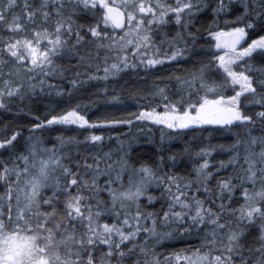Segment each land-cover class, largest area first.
I'll use <instances>...</instances> for the list:
<instances>
[{
  "label": "snow or ice",
  "instance_id": "1",
  "mask_svg": "<svg viewBox=\"0 0 264 264\" xmlns=\"http://www.w3.org/2000/svg\"><path fill=\"white\" fill-rule=\"evenodd\" d=\"M202 7H207L204 0H123L119 7L109 0H0V109L14 106L13 101L47 99L53 92L75 99L86 80H108L141 63L154 72V66L175 62L198 39L193 16ZM77 12L92 13V22L74 23ZM212 12L232 17L223 27L214 23L216 31L209 32L219 55L177 75L180 94L156 86L127 118L108 114L90 119L81 103L44 118L33 110L29 114L38 122L9 124L0 131V150L10 153L0 159V180L6 185L0 193V264H33L47 252L41 243L65 248L64 258L53 257L50 264H264V135L251 134L257 124L264 130V67L249 71L254 54L264 56V0H217ZM169 13L173 26H179L172 36L163 31ZM157 34L162 35L159 42ZM61 59L69 61L67 67L57 63ZM213 68L222 70L223 82L211 79ZM55 78L71 86L65 88ZM225 84L238 87L224 95ZM134 121L176 130L198 125L242 129L230 145L229 160L219 161L220 169L231 171L214 175L210 161L203 159L194 178L174 171L170 175L165 165L176 158L163 155L138 167L126 155L109 163L112 153L104 152L102 143H93L73 161L71 147H44L36 135L54 124L96 127ZM104 138L103 132H92L84 142ZM60 143L76 145L78 155L76 138L61 137ZM212 151L201 148L197 155ZM152 185L159 197L149 190ZM257 222L259 233L253 235L248 229ZM41 233L46 235L38 242ZM174 236L195 237L199 246L186 245L166 256L157 252L162 240Z\"/></svg>",
  "mask_w": 264,
  "mask_h": 264
},
{
  "label": "trees",
  "instance_id": "2",
  "mask_svg": "<svg viewBox=\"0 0 264 264\" xmlns=\"http://www.w3.org/2000/svg\"><path fill=\"white\" fill-rule=\"evenodd\" d=\"M39 3V0H36ZM236 3V0H232ZM170 3V2H169ZM207 7L199 14L194 22L193 31H197L198 39L194 44H190L188 51L181 58H177L175 62L164 63L157 65L155 71H146L144 65L139 64L136 69H123L118 75L109 77L108 80H86L81 87L80 95L75 99H69L67 95H57L55 92L51 93L50 98L47 99H35L34 102L25 100L23 103L20 101H13L14 106H9L7 109H0V131H3L9 124L19 125L27 127L29 123L38 122L30 115L31 111H35L37 116L44 118L50 113L55 114L60 110L69 107L76 103H81L84 112L90 119H97L105 115L111 114L115 118H127V113L136 112L137 109L145 102V97L148 94L155 91L156 86L167 85L171 91L180 94L181 86L175 80L177 75H185L187 73L195 71L201 67L202 64H207L213 55H217L215 42L209 36V32L213 31V24L217 19H220L222 23H219V27H223V22L229 20L232 17L225 16L223 13L216 15L212 12L217 4V0H204ZM241 10H242V6ZM87 17V18H85ZM171 19V18H169ZM74 23L87 24L92 22V13L77 12L73 17ZM163 31L168 32L169 36L175 34V27L169 25L165 27ZM122 33H117L121 35ZM2 35L7 36L8 33L4 31ZM162 38L161 34H157L156 40L159 42ZM247 39V38H246ZM195 49V50H194ZM163 52L168 51V46L165 44L162 48ZM194 52V53H193ZM101 59L104 57V53L100 54ZM111 62V61H109ZM57 63L68 66L69 61L67 59L58 60ZM75 60L72 64L75 65ZM250 74L256 73L260 68L264 67V56L254 54V58L249 62ZM241 66L242 62H241ZM240 70V69H238ZM89 71H92L89 68ZM214 71V72H213ZM100 75H103V68H101ZM173 78V79H172ZM166 79V80H165ZM211 79L218 82H223L222 70L219 72L213 68L211 69ZM55 83L61 84L65 88H69V83H64L60 78H55ZM178 83V84H177ZM236 85L225 84L224 95H232ZM108 89V94H103L104 89ZM111 96H119L118 101H112ZM252 99V97H249ZM113 105H120V107H113ZM251 106V105H250ZM249 108H252L249 107ZM255 111H259V107L254 108ZM194 130L184 129L176 130L172 129L164 133L166 126L155 124L154 122H135L133 125H97L96 127L90 126H76V125H50L44 128L43 131L37 132L36 135L42 137L44 141V147L52 148L53 146L59 150L63 147L66 151L71 147L72 159L81 158L87 153L85 148H91L93 143H102L104 145V152H111L112 157L109 163L113 160H118L123 156H127L133 163L139 166V162L153 163L160 155L175 156V163L168 160L165 165L171 175L174 171L181 177H191L192 170L194 169V161L192 157L197 154L199 149L211 147L214 152L220 155V160L227 162L232 155V149L230 145L236 139V133L242 131L239 128L227 129L226 125H198L192 126ZM258 128L253 129L251 134L253 136H261L262 132H258ZM92 132L104 133V140L102 142L88 141L84 142V138L89 136ZM27 135V133H25ZM149 136V138H148ZM61 137H74L80 142V150L78 155L76 154V145L64 144L61 145ZM161 148L166 151L161 152ZM92 152L99 151V147L92 148ZM23 151V149H20ZM10 155L9 152L0 150V159H6ZM215 159V156L213 157ZM91 162V161H89ZM65 163H69L65 161ZM127 172L125 173V178ZM106 175L100 178V183L103 185ZM15 181V176L12 177ZM21 187L23 185L21 184ZM155 185L150 186V191L156 192ZM6 191V185L4 181L0 180V193ZM50 195V192L48 193ZM87 194V193H85ZM105 200L108 199L105 193H101ZM157 197L159 193L156 192ZM141 203H146L145 199H141ZM155 203V202H154ZM63 203L59 207H63ZM160 204L155 203V208L159 209ZM7 219V218H5ZM51 226V225H49ZM12 229L9 228V231ZM253 235H258L259 230L254 226L248 229ZM46 233H41V241H44ZM191 237H173L169 240H162L160 245L156 247L157 252H162L166 256L169 252L178 251L184 248L186 245H196L198 239L191 240ZM58 240L62 239L60 237ZM168 241V242H167ZM46 247V246H45ZM70 247V245H69ZM198 247V246H197ZM44 248V247H43ZM47 248V253L53 254L54 257L64 258L65 248L61 244L57 243L55 247Z\"/></svg>",
  "mask_w": 264,
  "mask_h": 264
},
{
  "label": "rangeland",
  "instance_id": "3",
  "mask_svg": "<svg viewBox=\"0 0 264 264\" xmlns=\"http://www.w3.org/2000/svg\"><path fill=\"white\" fill-rule=\"evenodd\" d=\"M109 2L112 3V4L115 5V6H120L121 3L123 2V0H109ZM137 2H138V0H137ZM153 2H154V0H153ZM166 2H167V3L170 2V4H174V0H166ZM204 9H205V8L202 7L201 10L193 16V20H194V22H195V20L197 19V17L199 16V14H200ZM169 18H171V19H169ZM168 20H169V25H173L174 17L172 16L171 13L168 14ZM219 23H222V21H221L220 19H217L215 25L218 26ZM174 27H175V31L178 30V28H179L178 25H175ZM213 31H216V27L213 28ZM122 35H123V33H122L120 36H122ZM118 36H119V35H118ZM210 37L214 40V42H215V44H216V37H214V36H210ZM130 38H131V37H130ZM219 51H220V50L216 49V53H217V55H219ZM149 52H151V49H149ZM178 58H181V57H178ZM164 63H170V61H165ZM164 63H163V64H164ZM238 63H241V62H238ZM237 87H238V86H237ZM237 87H236V88H237ZM249 107H251V106H249ZM147 122H152V121H147ZM76 126H78V125H76ZM205 126H209V125H205ZM213 126H214V125H213ZM257 126L260 127L259 124H257L256 126H254L253 129H256ZM226 127H227V129L235 128V127H232L231 125H226ZM171 130H172V129H167V128H166V129H164V133H165V132H168V131H171ZM258 132H259V133L262 132V129H261V128H258ZM262 134H263V133H261L260 135H262ZM258 150H259V149L257 148V151H258ZM214 156H215V159H213ZM220 157H221V156L218 155V154H217L216 152H214V151H212L210 155H197V154L194 155V156L192 157V161H194V169L192 170V175H191L190 178H194V177H195V175H196L195 167H196V165H198L199 163H201L203 159H208V160L210 161V164H209V170H210V171H214V175L224 176V175L226 174V172H227V171H231V169H220V166H219V160H220ZM217 167H218V168H217ZM215 170H219L218 173H217ZM210 183L214 184L215 181L213 180V181H211ZM154 189L156 190V188H154ZM150 190H151V189H150ZM141 199H145V198H144V197H141ZM145 202L147 203L146 199H145ZM153 203H154V202H153ZM254 227L257 228V229L259 230V228H258V222H257V225H254ZM160 230H161V231H167V228H166V227H162ZM190 239H191V240H195L194 237H191ZM37 240H38V242H41V236H38V237H37ZM196 245L199 246V240H198V243H196ZM45 246H46L47 248H50V251L52 252V250H53L52 248H53V247L47 245L46 243H41V247H42V248L45 247ZM51 252H50V254H48L47 252H46V253H41V254H39V255L34 259L33 264H50V261H51L52 258L54 257V255L51 254Z\"/></svg>",
  "mask_w": 264,
  "mask_h": 264
},
{
  "label": "bare ground",
  "instance_id": "4",
  "mask_svg": "<svg viewBox=\"0 0 264 264\" xmlns=\"http://www.w3.org/2000/svg\"><path fill=\"white\" fill-rule=\"evenodd\" d=\"M195 50V49H194ZM194 53V52H193ZM214 72V71H213ZM173 79V78H172ZM166 80V79H165ZM178 84V83H177ZM170 89V88H169ZM166 133V132H165ZM148 138H149V136H148ZM218 168V167H217ZM168 242V241H167Z\"/></svg>",
  "mask_w": 264,
  "mask_h": 264
},
{
  "label": "water",
  "instance_id": "5",
  "mask_svg": "<svg viewBox=\"0 0 264 264\" xmlns=\"http://www.w3.org/2000/svg\"><path fill=\"white\" fill-rule=\"evenodd\" d=\"M115 7H118V6H115ZM241 43H243V41ZM219 126H224V125H219Z\"/></svg>",
  "mask_w": 264,
  "mask_h": 264
}]
</instances>
